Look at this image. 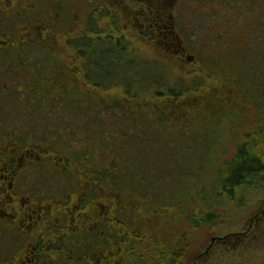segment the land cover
<instances>
[{
	"label": "rangeland",
	"instance_id": "374dc122",
	"mask_svg": "<svg viewBox=\"0 0 264 264\" xmlns=\"http://www.w3.org/2000/svg\"><path fill=\"white\" fill-rule=\"evenodd\" d=\"M63 1L66 5L60 11L65 17L62 20L56 17L58 30L50 29L48 34H59L56 37L62 40H55V47L58 48V45L63 47L60 50L62 52L66 48L65 58L69 59L72 70L79 69L78 71L82 70L84 74L82 63L86 60L79 56L76 59L73 58L74 53L72 50L68 51L72 48L66 45L64 34L74 38L89 33L90 35L86 37L93 38L90 32L97 28L102 38H105L109 37L113 33L111 29L117 26L121 35L133 38L134 50L130 53L135 61L127 57L123 60L114 59L113 62L121 64L122 68L119 69L117 66L113 68L111 59L107 58L101 69L95 71L93 68L88 71L92 80L107 83V86L101 89L95 88L94 93H87L89 98L94 101L98 100V97L107 99L106 107L103 109L111 111L101 117L103 121H111L109 127L94 133L96 151L102 150L98 155L99 168L106 166L105 164L110 159H116L117 169L125 170L131 165L136 170L145 171L144 176L139 173L132 176L130 170L123 174L126 178L123 185H132L135 191L130 189H122L116 191L117 193L112 190L106 191L113 193L115 198L111 209L116 221H108V224L116 231L114 235L112 234L113 229L112 233L110 231L109 233L116 240L114 246L117 251L121 240L119 234L121 228L122 232L127 231L132 235H140L141 238H131L135 245L141 244L145 246L147 252L153 251L151 254L143 255L144 261H149L150 255L156 256L161 253L163 258L157 257L156 260H159V264H166L168 259L170 262V255L177 250L182 253V257H177V264H264V181L246 189L241 202L224 197L221 203L216 204L215 195L220 188L218 174L223 172L226 162L236 155L246 136L252 134L259 142L264 141V71L253 72L254 69L249 71L251 75L254 74V78L251 79L252 83L245 87L246 79L237 71L234 64L235 55L240 62H249L252 58L256 61V57H253L254 52H258L259 48L264 49V40H260L258 34L249 35L253 23L259 21V18L264 22L262 15L264 14V0L254 2L253 0H188L184 9L185 15L181 19L188 28L189 34L186 54L178 51L179 48L174 45L177 40L160 42L158 35L164 30V25L161 24L168 26L170 23L173 11L169 6L174 0ZM161 1L167 5L164 7ZM29 7L28 0H0V39H9L14 36V33H17L15 36L18 37L25 32L27 34L40 32L41 25L37 23ZM113 13L119 16L115 25L110 20ZM43 26L46 28L51 24ZM246 27L248 28L247 33H245ZM42 33L44 37H47L44 30ZM181 36L186 38L184 34ZM25 37L22 36V38ZM244 37L245 40H242ZM168 43L172 46H168ZM188 54L194 55V58H188ZM136 63L141 64V67L127 66ZM239 65L241 66V63ZM188 70H195L194 75L197 79L199 78L198 84H195V79L193 80L194 89H191L193 91L190 92L191 95L176 98L168 96L166 88L158 89L155 86L147 89L146 92H141L138 88L144 82L154 84L156 80H162L159 76L163 73L172 75L171 81L169 80L170 88H172L173 82H177L175 78L173 79L177 75L173 74L184 71L187 73ZM227 70L233 73L231 77L226 76ZM207 71L215 72V76H211ZM153 73L158 75V78H154ZM187 76V74L183 75V77ZM183 77L178 80L182 81V78L189 81ZM117 79H124L123 84L113 85ZM235 81L245 89L242 91L238 88L234 84ZM167 82L168 79H165L164 83ZM250 85L254 87L250 88ZM20 88L21 85L16 84L5 91L0 90V111L4 108V93H17L20 96L26 94ZM127 90L131 93H125ZM244 91L247 92L244 93ZM80 92L85 94L88 91L80 86ZM114 97L119 98L118 102L122 106L120 109H113L111 106L108 99ZM211 97H213L212 101L218 100L224 103L230 111L227 118L223 119L224 129L218 122L221 115L212 116L211 111L207 109H201L203 114L198 115V109L204 102L212 104ZM127 102L132 105L126 104ZM66 103L67 101H64L58 106H66ZM138 103L140 106H137ZM25 106L27 105L18 103L20 110H24ZM74 107H79V105ZM94 107L95 105L93 109ZM147 107H168L171 113L166 115L164 124L169 129L165 132L159 131L157 125L152 122L141 124V116L147 114L145 117L150 120L155 114L151 110L149 113L146 110ZM41 111L42 113L49 112L44 109V106ZM33 116L35 115L30 114L29 118ZM189 119L198 123L193 126V129L191 126L188 132L193 135V140L182 141L177 137L179 134L177 127L181 126L182 122L189 125ZM78 138H75L72 145L80 148ZM54 139H59L60 146L64 145L70 155L71 153L76 154L79 163H96V158L87 155L85 150L76 151L61 135L60 137L54 136ZM95 145L92 143V147L96 149ZM187 145L191 148L188 149ZM91 151L89 149L87 152L91 154ZM189 152L205 154L210 159L206 162L204 158L199 163L197 158ZM46 153L47 151L40 150L39 159ZM50 156L63 161L62 155L56 152ZM169 156H173L170 157L173 163L169 160ZM150 158H153V164ZM155 158H158L157 162ZM185 159L188 161L186 162ZM183 167H189V176L184 179L187 184L178 183L181 180L180 176L183 177L182 173L185 172L182 170ZM148 168H150V173ZM70 169L82 178L85 188H82V192H87V190L91 192L92 185L90 184H93L92 180L96 178L86 176L87 169L80 166L76 165L75 168ZM46 170L50 171L48 166ZM176 171H178L177 174H175ZM147 178H150L149 184ZM57 183L58 181H54L50 174L42 176L41 181L36 180L37 187L42 185L52 187ZM170 185H173L172 190ZM95 190L97 194L100 193L102 186L96 184ZM100 204L101 209L98 213H101L103 217L100 223L103 225L106 224L104 220H108L104 210L109 209L110 203L108 199H102ZM216 210L220 212V215L214 226L202 224L195 228L188 221L191 214L198 215L202 212H215ZM123 255L120 252L113 254L112 264H122L127 258ZM166 255H169L168 258L163 260ZM133 264H136V261Z\"/></svg>",
	"mask_w": 264,
	"mask_h": 264
},
{
	"label": "flooded vegetation",
	"instance_id": "af4514ba",
	"mask_svg": "<svg viewBox=\"0 0 264 264\" xmlns=\"http://www.w3.org/2000/svg\"><path fill=\"white\" fill-rule=\"evenodd\" d=\"M28 2L33 17L41 25L39 28L41 30L39 33H24L18 37L15 36L17 33H14V36L18 40L20 38L47 40L50 46L49 53L59 57L57 58L61 62L59 67L67 64V72H63H72L77 76L82 70L71 69L69 59L65 58L67 56L66 48L62 52L60 50L63 47H59V45L58 48L55 47V40H62L56 37L59 34H48L50 29L58 30L56 26L59 25H57L56 17L61 20L65 17L60 10H63L66 3L63 0H28ZM161 3L164 7L167 5L164 1ZM187 4L188 0L172 1L171 6L168 5L173 11L170 23L168 26L162 23L164 30L158 33L160 42L177 40L175 44L172 43L183 54H186V44L189 43L186 42L188 39L181 36L182 34L186 35L185 32L188 31L185 23L183 24L181 21ZM118 18V14L113 13L110 18L111 23L117 24ZM163 20L165 19L163 18ZM48 23L51 26L45 28L43 25ZM43 30L47 37H44ZM111 30L113 33L107 37L113 42L110 52L115 54L121 51L122 49L118 50L120 45L124 48L122 51L126 52V56L132 57L130 52L134 50L133 38L121 35L117 26ZM22 36L26 37L22 38ZM92 36L102 37L100 32L94 33ZM13 37H9V39H14ZM63 38L64 41H68L80 38V36L70 38L68 34H64ZM3 40L4 38L0 39V46L5 44ZM168 46L172 45L168 43ZM69 50L73 51V58L82 57L81 50H77L75 47L69 48ZM101 50L98 49L95 53L98 54ZM116 56L113 55V58L119 60ZM189 57L194 58V55L188 54ZM84 64L82 63L83 68ZM17 73L19 75H14L17 78L21 77V71L18 70ZM15 76L3 75L0 67V90L10 89L19 84ZM57 78L56 88L58 90L54 91L53 95H56L50 98L39 99L31 96L33 88L26 84L20 88V90L24 89L23 93L26 94L20 96L17 93H10L3 100L4 108L0 111V264H102L107 260L113 261L112 254H116L115 246L110 248L109 253V250L103 247L105 244L102 243V238L106 237L107 231L112 233L113 229V235L116 232L114 227L112 226L111 229V225L108 224V221H116L111 209L112 202L109 204V209L104 210L105 216L108 218V220H104L106 224H100L103 217L101 213H98L101 209L100 200L109 199L111 201L114 198L113 194L101 191L97 194L96 190L92 191L91 187V192L89 190L82 192V188L85 189L82 178L70 169L71 167L75 168L76 165L87 169V171L99 167L98 155L100 152L96 151V145V149L92 148L90 154L87 151L92 145L86 147L83 145L85 142H80V148H77L70 144V137H79L78 128L86 127L92 119L96 121L99 119L97 118L99 115L84 112L87 109L83 98L75 99V105H79V107L69 106L68 99L66 100L62 96L65 93L66 84H60L59 77ZM48 79L53 80L54 77ZM64 101H67L66 106H58ZM18 103L27 106L24 110H20ZM38 104L42 105L41 108L44 106V109L49 112H39ZM32 105H36L35 109ZM30 114L35 116L29 118ZM36 122L39 123L36 124ZM92 126L95 128L94 123ZM60 135L76 151L81 152L84 148L87 155L96 158V163L73 162V154L70 155L64 145L60 146L59 139H54V136L60 137ZM40 150L47 151V153L39 159ZM55 152L62 155L63 161L50 156ZM46 166L49 167V172H47ZM45 174H50L58 183L52 187L49 185L37 187L36 180L41 181ZM86 176H89L88 172H86ZM94 177L96 178V175ZM92 181L93 184L90 185H99L97 178ZM112 242L116 245V240ZM108 253L109 256H107Z\"/></svg>",
	"mask_w": 264,
	"mask_h": 264
},
{
	"label": "trees",
	"instance_id": "16d2710c",
	"mask_svg": "<svg viewBox=\"0 0 264 264\" xmlns=\"http://www.w3.org/2000/svg\"><path fill=\"white\" fill-rule=\"evenodd\" d=\"M256 1V0H255ZM185 15V14H184ZM262 15L264 16V14L262 13ZM184 17V16H183ZM259 25V26H257ZM256 26V27H254ZM253 29V30H252ZM250 28L249 30V35H253L255 36L256 34H258L260 36V40H264V22L261 21V19L259 18V21H257L256 23H253V28ZM100 30L99 29H93L92 32H90L91 34L94 33H98ZM248 28H245V33H247ZM26 33V32H25ZM188 32H185V37L187 39V34ZM244 33V34H245ZM85 35V36H84ZM82 37L80 36V38L77 39H72V40H68L65 41L66 45H69L71 48L75 47L77 50H81L82 53L80 55H82V57L86 60L85 64H84V74L82 71H80L78 74H80L78 76H75L72 74V72H68V73H64L63 71L67 70V64L65 63V66L63 67H59V65H61V62H59L57 60V58L59 57H55L52 56L49 53L50 50V46L48 44V41L46 40H42V39H36V40H28V39H17L15 36L13 37L14 39H5L3 41H5V44L0 46V67H1V73L3 75H7V77L9 76H15L14 74H18L17 71L20 70L21 71V77L19 76L17 78V83H19V85L22 86H26L30 85L33 89H31L32 94L31 96H35L36 98H50L51 96H54L56 94L53 95V93H55L54 91H57L58 89L56 88V81L58 82V78L60 80V84H66V88H64V95L63 97H65V99L69 101V106L70 105H74L76 106L75 102H76V98H83L84 105L85 108L87 109L86 111H84L85 113H94L95 115H99L97 116L96 121H90L89 124L85 127V126H81L78 128V143H82L85 142L83 145L89 146V145H95V139H94V133L97 130H103L109 127L111 121L109 120V122H106L101 120V117L105 115V113H109L110 110H105L103 109V107H106L107 104V99L98 97V100H92L89 98V95L87 93H94L96 90L95 88H103L105 86H107V83H98L95 80H92V77L89 75V69H95V71H97L98 69H101L104 65V61H106V59H111L112 67L114 68L115 66H117V68H122L121 64H117L114 61L113 55H117L116 58H119V60H123L124 58H126V52L122 51L124 50V48H122L120 45L118 47V50L122 49L119 52H116L115 54L110 52V49L112 48L111 45H113V42L111 39L109 38H102V37H89L87 38L86 36L90 35L88 34H84ZM248 34H246L247 36ZM244 36V35H243ZM254 39V37H251ZM242 40H245V37L242 38ZM189 42V40H188ZM68 43V44H67ZM258 45V44H257ZM256 45V46H257ZM100 50L102 49L98 54H96V50ZM80 51V52H81ZM110 55L112 57H110ZM125 55V56H124ZM253 57H256V61L253 60V58L251 59L252 61L249 62H240L239 60H237V57L235 55V61L234 64L236 65L235 68L237 69L238 72H240L242 74V77L246 79V84L245 87H247V84L252 83V78H254V74H250L249 71L253 72H259V71H264V49L259 48L258 52H254ZM130 57V56H128ZM127 57V58H128ZM196 58V57H195ZM130 60L132 59L133 61H135V58L130 57ZM198 60V58H197ZM130 63V61L128 62ZM241 63V66L239 65ZM246 63V64H244ZM203 65V64H202ZM250 65V66H248ZM130 68H133V66H140L141 64H135V65H127ZM204 66V65H203ZM126 67V65L124 66ZM160 67V65H159ZM207 67H212V66H207ZM156 68V67H155ZM158 69V68H157ZM230 69V66H229ZM243 70V71H242ZM67 72V71H66ZM195 70H188L187 73L186 71L184 72H179L175 73L173 75H177V77H173V79L177 82H173L174 85H172V88H170L171 84H169V82L171 81V76H169V74L167 73H163L162 76H159L161 79L156 80L154 82V84L152 83H146L144 82L143 84H140L138 86V88H140L141 92L142 91H147V89H152L155 86L159 89V88H166V93L168 92V96H174L176 98H180L182 96H188L191 95L190 92L192 93L193 91H191V89L193 88V80L195 79V84H198V79L196 78V76L194 75ZM211 76H215L214 73L212 71H207ZM212 72V73H211ZM182 73V76H180V74ZM189 73V74H188ZM187 74V77H183V75ZM191 74V75H190ZM193 74V75H192ZM233 73L227 70V74L226 76L231 77ZM84 75V76H83ZM154 78H158V75L156 74H152ZM54 77L53 80L48 79ZM183 77L187 80H189L191 82V84H187L189 81H185L181 78L182 81H179L178 78ZM193 77V78H192ZM168 79L167 83H164V80ZM170 80V81H169ZM254 80V79H253ZM116 82L113 83L118 85V84H123L124 79H117L115 80ZM232 81V80H231ZM166 82V81H165ZM181 82V83H180ZM238 88H240L242 91L245 89V87L243 88V86H239L238 84H236V81L234 83ZM65 86V85H64ZM80 86L83 87L84 89H87L88 92L81 93L80 92ZM254 87L253 85H250V88ZM146 89V90H145ZM5 91L6 89H2V91ZM132 90V89H131ZM139 90V91H140ZM21 91H25L24 89H21ZM158 91V90H157ZM196 92H198V90H195ZM252 91V90H249ZM195 92V93H196ZM247 91H244V93ZM4 93V92H3ZM125 93L129 94L131 93L129 90H127ZM144 93V92H143ZM254 94V93H252ZM9 95V93H4L3 97H7ZM167 95V94H166ZM59 96V95H57ZM138 98V95H136ZM101 98V99H100ZM104 99V100H102ZM210 99V98H209ZM213 97H211V101H212ZM102 100V101H101ZM110 101V103L112 104L111 106L113 107V109H117V108H121L122 106L120 105V103L118 102L119 98H111L108 99ZM202 99H200L201 101ZM215 100V99H214ZM86 102L88 103L86 105ZM135 104L137 102H134ZM129 105H132V103H126ZM144 104V103H143ZM83 105V106H84ZM93 105H95L94 109H93ZM142 105V104H141ZM145 106H147L146 104H144ZM99 106V107H98ZM137 106H140V104L138 103ZM183 106V105H182ZM32 107L35 109L36 105H32ZM42 105L38 104V108L37 110H39V112L41 111ZM201 109H207L211 111V115L215 116V114H219L221 115V119H218V122L222 125L223 123V119L227 118L228 113H230V111L227 109V106L224 103H221L220 101H212V104L209 103H205L200 106V108L198 109V115H202V111ZM146 110L150 112V110L152 112H154L155 114L152 116V118L150 120L146 119V115L144 114V116H141L140 118V123L141 124H148V122H152L154 124L157 125L158 130L159 131H166L168 128V126H165L164 124V120L166 121V115H168L169 113H171V110L166 107V108H160V107H150V108H146ZM111 112V111H110ZM107 116V115H106ZM164 118V119H163ZM203 118V117H202ZM126 120V117H125ZM198 121V119H197ZM76 123H78V121H75ZM156 122V123H155ZM189 125L188 123H184L182 122L181 126L177 127V132H179L178 134V138H180L182 141L183 140H188L189 142L193 140L192 138V134L188 133L190 130V127L193 129V126H196L198 123H195L193 120L189 119ZM94 123L95 128L92 126ZM223 129L225 128L224 124L222 125ZM77 128V127H76ZM141 130V127H139ZM80 129V130H79ZM136 132L138 131V128L135 130ZM75 135V134H74ZM126 135V134H125ZM264 136V135H263ZM76 137H70V144H73V141L75 140ZM261 142V144H260ZM257 139V137L255 135L249 134L246 136V138L244 139L243 144L238 148V151L236 153V155L229 161L226 162L225 164V169L223 170V172H221V174H218V179L220 178V188L215 192V195L217 197L216 200V204H219L222 202V199L224 197H227L228 199L232 200V201H238L241 202L242 197H243V192L246 191V189L254 187L258 182L260 181H264V141H260ZM85 147V146H84ZM188 149L191 147H188V145L186 146ZM215 147V146H214ZM262 147V149H261ZM93 147L89 148L92 150ZM105 149V148H104ZM103 149V150H104ZM217 149V148H215ZM258 149V150H257ZM81 150V149H80ZM222 150V149H221ZM84 151V148L83 150ZM102 151V150H100ZM99 151V152H100ZM212 151V150H211ZM191 155L195 156L197 158V161L200 163L201 160H204L207 162L209 158V156H206L205 154H193L192 152H189ZM213 153V151H212ZM208 154V153H207ZM150 155V153H149ZM157 155V154H155ZM74 157V161L71 159V161L76 162L77 161V156L76 154H73ZM170 157L173 156H169V160H171ZM149 158V156H148ZM153 164V158H150ZM99 160V158H98ZM156 162L158 161V158H155ZM154 160V162H155ZM186 162L188 161V159H185ZM173 163V161H172ZM106 166H103L102 169L97 167V168H92V170H88V174L89 177L95 176L99 182V186H102V190L101 192L104 193L107 190H112L113 192L115 191H119V190H133L135 191V189L133 188L132 185H128V186H124L123 185V181L126 179L125 176L123 175L124 173H127V170L131 171V175L134 176L136 175V173L139 174H143L144 176V172L143 170L139 171L134 169V167H132L131 165H129L127 169L123 170V169H117V161L116 159H110L109 162H107L105 164ZM164 167V164H163ZM165 168H167V164H165ZM189 167H183L182 170H185L183 174V177L180 176V181H178L179 184H187L184 179L189 176ZM149 173H150V168H148ZM178 171H176L175 174H177ZM148 184L150 182V178H147ZM170 189H173V185L169 186ZM154 190L156 191L155 186L153 187ZM92 191L95 192V186L92 185ZM93 192V193H94ZM139 194L141 193L140 191ZM108 193V192H106ZM117 193V192H116ZM154 193V192H153ZM241 193V195L238 196V194ZM113 194V193H112ZM138 195V194H136ZM157 198V197H156ZM112 199V198H111ZM171 199V198H169ZM115 201V198H113L111 201L108 199L109 203L112 201ZM240 200V201H239ZM158 201V200H157ZM170 201H173V199H171ZM159 202V201H158ZM160 203V202H159ZM168 205V204H167ZM220 212L219 211H215V212H202L198 215L195 214H191L188 217V221L190 222V224H192L195 228L200 227L202 224H209V225H216V221L219 218ZM123 233V234H122ZM120 234V244H119V250L117 251V253H121L124 257H127L125 260H123L122 264H133V262L136 261V264H159V260L157 261L156 258L158 257L159 259H162V255L161 253H158L156 256H151V258H149V261H144L143 260V255H148L153 253V251H146L145 246L143 245H135L134 242L132 241V237H137V238H141L140 235L135 234L132 235V233H129L127 231L122 232V229L120 228L119 231ZM106 237L102 238V243L105 244L103 247L109 250L110 253V248L112 246H114L113 242L115 240V238L108 233V231L105 233ZM129 246V247H128ZM126 249V250H125ZM113 250V248H112ZM107 254V256H109L110 254ZM116 253V254H117ZM113 255V254H112ZM119 256V255H118ZM169 255H166L164 257L163 260L167 259ZM162 257V258H161ZM171 259L170 262L169 259L167 260L166 264H177V257H182V253H179L177 250H174V252L170 255ZM110 258V257H108ZM102 264H112V262L110 260H107L106 262H103Z\"/></svg>",
	"mask_w": 264,
	"mask_h": 264
}]
</instances>
